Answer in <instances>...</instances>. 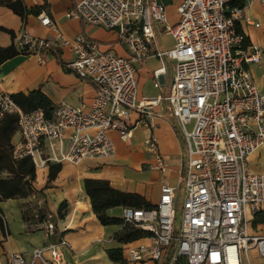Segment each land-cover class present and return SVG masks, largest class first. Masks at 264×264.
Returning a JSON list of instances; mask_svg holds the SVG:
<instances>
[{
	"label": "built area",
	"instance_id": "built-area-1",
	"mask_svg": "<svg viewBox=\"0 0 264 264\" xmlns=\"http://www.w3.org/2000/svg\"><path fill=\"white\" fill-rule=\"evenodd\" d=\"M257 1L264 6V0H245L244 9L231 10V0H183L178 22L170 25L166 0H76L67 18L116 31L126 56L104 51L82 35L67 38L47 14L41 25L53 31L54 40L26 30L16 38L19 49L39 56L41 64L46 51H71L75 58L67 68L97 88L90 103L56 104L50 119L42 109L23 112L11 95L0 93V122L18 117L14 158L31 159L37 171L113 158L111 133L130 143L133 112L140 116L136 125L152 130L153 109L164 102L172 109L185 140L183 211L177 212V189L168 184L154 209H123L124 226L150 235L124 246L127 264H244L251 249L264 257V236L248 231L249 217L264 210V174L247 167L249 156L264 148V94L248 70L262 63L264 52L257 45L245 47L247 38L237 31L244 10ZM157 27L173 38L172 49L153 51ZM153 55L162 65L153 74L156 89L165 86L166 65H175L170 95L140 99L138 65ZM145 146L155 157L153 169L167 173L169 162L153 133ZM52 218L38 228L48 237L56 232ZM65 248L71 246L61 239L34 249L29 259L13 254L7 264H66Z\"/></svg>",
	"mask_w": 264,
	"mask_h": 264
},
{
	"label": "crops",
	"instance_id": "crops-1",
	"mask_svg": "<svg viewBox=\"0 0 264 264\" xmlns=\"http://www.w3.org/2000/svg\"><path fill=\"white\" fill-rule=\"evenodd\" d=\"M23 1L30 11L25 21L8 8L0 6V27L13 32L16 38L26 30L37 39L54 40L53 31L41 25L40 17L47 14L67 38L75 39L82 35L88 40L98 42L104 51H112L120 56L128 54L119 43L116 31L67 18V14L74 9L76 0ZM182 2L183 0H166L170 25L178 22V7ZM244 17V21L237 25V29L240 28L249 45H257L264 52V6L260 1L255 2L244 10ZM158 38L164 44L162 49L158 46ZM167 38L172 41L171 46L165 44ZM15 43L16 39L10 34L0 31V47L7 48ZM173 47V38L164 33L163 27H157L156 45L153 51L156 49L165 51ZM59 52L60 60L55 55V51L44 52L40 56L43 64L40 63L39 56L34 54L21 55L6 62L0 68V93L12 96L40 90L55 105L60 102L73 106L90 103L96 96L97 88L65 68L74 61L75 57L71 51ZM168 65L173 67L171 73L168 71ZM161 67L160 61L154 55L145 65H138L140 99L165 97L168 82L174 76L175 65L172 63L166 65L167 75L162 78L165 86L156 89L153 74ZM248 70L259 90L264 94V58L261 64L252 65ZM152 114V130L136 125L140 121V116L136 112L131 114L132 139L128 144L123 143L117 133H111L117 147V153L113 158L89 159L78 166L65 164L49 189H45L49 170L37 171L35 189L43 191L44 203L48 211L57 216L61 206L67 204L65 218L58 219L56 223L59 236L48 237L43 229L28 230L23 221L22 206L34 203V197L0 203L5 224V231L0 226V264H7L13 254H22L29 259L34 249L57 243L61 239L66 240L71 246L70 250L64 249L66 264H114L109 260L107 250L119 247L114 236L122 231V227H104L100 224L85 193L86 179L107 180L115 189L140 194L155 206L160 201L162 185L168 184L177 189V204L181 165L185 162V140L168 103L164 102L155 107ZM152 133L158 139L160 151L170 165L169 171L165 174L153 169L155 157L145 146V140ZM71 134V131L65 133L66 147L70 144ZM19 140L18 133L14 143ZM247 167L251 174H264V148L249 156ZM122 211L123 209H114L109 214L112 217L122 218ZM248 231L250 235L264 236V210L249 217ZM142 242L145 241L137 243ZM244 264H264V257H261L257 250L251 249Z\"/></svg>",
	"mask_w": 264,
	"mask_h": 264
},
{
	"label": "trees",
	"instance_id": "trees-1",
	"mask_svg": "<svg viewBox=\"0 0 264 264\" xmlns=\"http://www.w3.org/2000/svg\"><path fill=\"white\" fill-rule=\"evenodd\" d=\"M0 6L8 8L24 21L30 14L23 0H0ZM244 7L245 0H231L230 2L231 10L244 9ZM0 31L10 34L13 39H16L13 32L2 27H0ZM237 31L242 35L240 28H238ZM248 45L249 42L246 39L245 47ZM29 54L27 50L19 49L16 43L7 48L0 47V68L6 62L18 56ZM55 55L60 60V52L55 51ZM65 68H67V66H65ZM12 99L25 113H31L42 109L49 119L52 118L55 104H53L49 97L40 90L28 94H14L12 95ZM18 133L19 124L17 116H6L3 121L0 122V203L9 200H28L34 197V203H28L22 206L23 221L27 225L28 230L33 231L34 229H38L39 226L47 221L49 216L53 217L52 221L56 226L58 219L62 220L65 218L67 204L64 203L61 206L57 216L52 215L48 211L44 203L43 191H37L35 189L37 170L34 163L29 158L22 160H16L14 158V138ZM61 171V165H53L50 167L45 189L51 188ZM84 189L91 202L93 213L100 224L104 227H122V231L114 236L119 247L107 250V255L109 260L114 264H127L124 258V246L147 239L150 235L134 225L124 226L122 218L112 217L109 212L114 209L125 208L150 210L154 209L156 206L148 202L140 194L128 193L115 189L107 180L86 179L84 181ZM40 203L42 204L40 205ZM0 226L3 231H5V224L1 211ZM57 236H59V233L56 227L55 237Z\"/></svg>",
	"mask_w": 264,
	"mask_h": 264
},
{
	"label": "rangeland",
	"instance_id": "rangeland-1",
	"mask_svg": "<svg viewBox=\"0 0 264 264\" xmlns=\"http://www.w3.org/2000/svg\"><path fill=\"white\" fill-rule=\"evenodd\" d=\"M165 44H168L169 46L172 45V41L170 39H166L165 40ZM158 46L160 47V49H162L164 47V44L162 43L161 39L158 38ZM168 71L169 73H171L173 67L171 65H168ZM172 82H173V78L171 77L167 88H166V93L165 96H169L170 95V90H171V86H172ZM186 167H184L182 169L181 175H180V183H179V198L176 204V210L179 213V215L182 213L183 211V206H184V193H185V186H186Z\"/></svg>",
	"mask_w": 264,
	"mask_h": 264
}]
</instances>
